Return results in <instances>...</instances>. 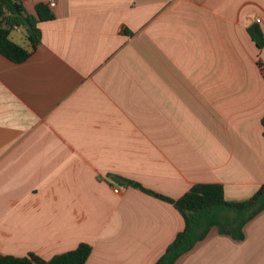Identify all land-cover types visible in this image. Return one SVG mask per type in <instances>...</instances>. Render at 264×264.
<instances>
[{"label":"crops","instance_id":"crops-1","mask_svg":"<svg viewBox=\"0 0 264 264\" xmlns=\"http://www.w3.org/2000/svg\"><path fill=\"white\" fill-rule=\"evenodd\" d=\"M49 7L26 60L0 54V254L86 243L87 264H155L184 220L144 189L219 183L241 201L264 183V48L248 31L264 0ZM174 264H264V209L243 239L212 228Z\"/></svg>","mask_w":264,"mask_h":264},{"label":"trees","instance_id":"trees-1","mask_svg":"<svg viewBox=\"0 0 264 264\" xmlns=\"http://www.w3.org/2000/svg\"><path fill=\"white\" fill-rule=\"evenodd\" d=\"M35 12V15L26 13L20 0H0L1 55L16 63L23 62L31 55L41 41L38 23L54 18V13L45 3L37 4ZM16 27H22L25 30L28 47L22 46L11 38L10 34ZM248 31L257 46L264 48L262 28L254 24ZM261 123L264 134V115ZM144 190L171 202L184 220V227L167 245L155 264H174L179 256L204 239L212 228L233 239H243L245 224L264 209V183L251 197L241 201L227 200L224 189L219 183L194 184L177 199ZM90 252L89 244L80 243L76 248L57 254L50 259H44L34 253L26 256L0 254V264H87Z\"/></svg>","mask_w":264,"mask_h":264},{"label":"built area","instance_id":"built-area-1","mask_svg":"<svg viewBox=\"0 0 264 264\" xmlns=\"http://www.w3.org/2000/svg\"><path fill=\"white\" fill-rule=\"evenodd\" d=\"M49 6L55 5V0H49L48 2ZM254 24L259 25L264 30V10L254 16ZM264 76V75H263ZM115 191H118L117 188H115Z\"/></svg>","mask_w":264,"mask_h":264},{"label":"rangeland","instance_id":"rangeland-1","mask_svg":"<svg viewBox=\"0 0 264 264\" xmlns=\"http://www.w3.org/2000/svg\"><path fill=\"white\" fill-rule=\"evenodd\" d=\"M25 30H23V33L22 34H18L16 31H12L11 33V38L14 40V41H17L21 44H25L26 43V39H25Z\"/></svg>","mask_w":264,"mask_h":264}]
</instances>
